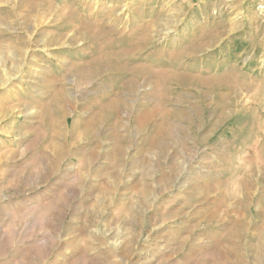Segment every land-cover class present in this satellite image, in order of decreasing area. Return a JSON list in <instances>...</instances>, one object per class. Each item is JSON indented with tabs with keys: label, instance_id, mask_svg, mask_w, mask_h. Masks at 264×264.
I'll list each match as a JSON object with an SVG mask.
<instances>
[{
	"label": "rangeland",
	"instance_id": "374dc122",
	"mask_svg": "<svg viewBox=\"0 0 264 264\" xmlns=\"http://www.w3.org/2000/svg\"><path fill=\"white\" fill-rule=\"evenodd\" d=\"M0 264H264V0H0Z\"/></svg>",
	"mask_w": 264,
	"mask_h": 264
}]
</instances>
